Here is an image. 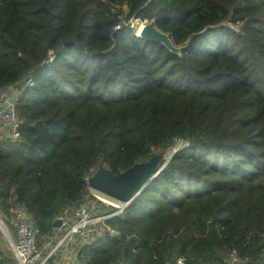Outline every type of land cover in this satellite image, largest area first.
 Here are the masks:
<instances>
[{"label": "trees", "instance_id": "obj_1", "mask_svg": "<svg viewBox=\"0 0 264 264\" xmlns=\"http://www.w3.org/2000/svg\"><path fill=\"white\" fill-rule=\"evenodd\" d=\"M136 19L180 55L135 35ZM16 82L0 209L18 204L44 234L90 168L117 174L180 138L107 220L119 237L83 246L79 264H224L232 250L264 264V0H0V85Z\"/></svg>", "mask_w": 264, "mask_h": 264}, {"label": "built area", "instance_id": "obj_2", "mask_svg": "<svg viewBox=\"0 0 264 264\" xmlns=\"http://www.w3.org/2000/svg\"><path fill=\"white\" fill-rule=\"evenodd\" d=\"M22 81L28 83L26 86L31 85L28 78ZM19 84L20 82L0 85V137L10 142L20 140V121L16 114L22 87ZM187 147V141L174 138L169 156ZM94 172L92 167L86 174V191L80 199L55 214L51 229L44 234L39 232L34 219L25 209L18 206L5 211L0 209V237L9 245L13 264H79V252L83 246L106 234L119 237V233L107 220L122 214L131 202L122 203L94 190L89 184ZM56 222L58 225L54 226ZM183 262L184 259L180 256L175 264ZM238 263L240 259L232 250L224 264Z\"/></svg>", "mask_w": 264, "mask_h": 264}, {"label": "water", "instance_id": "obj_3", "mask_svg": "<svg viewBox=\"0 0 264 264\" xmlns=\"http://www.w3.org/2000/svg\"><path fill=\"white\" fill-rule=\"evenodd\" d=\"M137 36L145 41L160 43L168 52L180 55L184 45H175L168 33L155 26L153 20L145 22ZM162 152L153 153L146 161L136 163L117 174L109 169L99 167L90 177V186L116 201L133 202L141 191L153 180L165 165ZM17 206H19L17 204ZM54 226L58 223H54Z\"/></svg>", "mask_w": 264, "mask_h": 264}, {"label": "rangeland", "instance_id": "obj_4", "mask_svg": "<svg viewBox=\"0 0 264 264\" xmlns=\"http://www.w3.org/2000/svg\"><path fill=\"white\" fill-rule=\"evenodd\" d=\"M124 8H125V6H123ZM145 22H142V21H139L138 19H136V20H134V21H132L130 24H131V28L132 29H134V33H135V35H137V33H138V31H139V29L141 28V26L144 24ZM228 26H230V27H232V28H234L235 30H239V26L237 25V24H233V25H231V24H227ZM160 151H157V152H155V153H159ZM162 152V151H161ZM163 154H162V157H164L165 159H169V157H171V156H169V155H171V150L170 149H167V150H165L164 152H162ZM45 251H47V249L45 250Z\"/></svg>", "mask_w": 264, "mask_h": 264}, {"label": "crops", "instance_id": "obj_5", "mask_svg": "<svg viewBox=\"0 0 264 264\" xmlns=\"http://www.w3.org/2000/svg\"><path fill=\"white\" fill-rule=\"evenodd\" d=\"M2 240V239H1ZM2 242H3V250L6 252L5 254H7L8 256H9V258L12 260V262H13V256H12V254H11V250H10V248L6 245V243L2 240ZM13 264V263H12Z\"/></svg>", "mask_w": 264, "mask_h": 264}, {"label": "clouds", "instance_id": "obj_6", "mask_svg": "<svg viewBox=\"0 0 264 264\" xmlns=\"http://www.w3.org/2000/svg\"><path fill=\"white\" fill-rule=\"evenodd\" d=\"M178 152H179V151H178ZM176 153H177V152H176ZM176 153H175V154H176ZM173 155H174V154H173ZM173 155H172V156H173ZM172 156H171V157H172ZM171 157H170V158H171ZM170 158H169V159H170ZM169 159H168V160H169ZM168 160H167V162H168ZM167 162H166V163H167ZM166 163H165V164H166ZM164 166H165V165H164ZM131 203H132V202H131Z\"/></svg>", "mask_w": 264, "mask_h": 264}]
</instances>
